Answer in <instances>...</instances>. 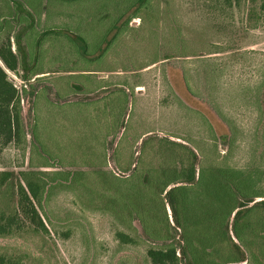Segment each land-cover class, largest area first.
I'll list each match as a JSON object with an SVG mask.
<instances>
[{
    "label": "rangeland",
    "instance_id": "374dc122",
    "mask_svg": "<svg viewBox=\"0 0 264 264\" xmlns=\"http://www.w3.org/2000/svg\"><path fill=\"white\" fill-rule=\"evenodd\" d=\"M262 7L0 0V49L11 45L18 58L8 74L24 126L0 150V173L63 178L35 204L44 227L0 237V257L151 264L149 250L173 245L180 264H264ZM193 168L196 180L181 184ZM178 186L186 196L170 198ZM9 205L3 198L0 211ZM182 214L199 222L188 230L193 253L176 224Z\"/></svg>",
    "mask_w": 264,
    "mask_h": 264
},
{
    "label": "trees",
    "instance_id": "16d2710c",
    "mask_svg": "<svg viewBox=\"0 0 264 264\" xmlns=\"http://www.w3.org/2000/svg\"><path fill=\"white\" fill-rule=\"evenodd\" d=\"M262 8L264 9V0ZM8 72H18V58L13 52L11 45H8L5 49H0V146L2 147L0 150L13 142L18 143L24 135L21 93L18 87L11 81ZM195 158L197 159V156ZM217 174L218 181H224V186L231 184L226 181L227 176L225 173L218 172ZM20 176L21 179H17V182H15V173H0V201L8 197L10 202L9 206H5L9 211H4L3 208L0 211V237H13L18 232L23 231L26 226L35 225L37 227L40 225L44 227L35 204L41 205L44 197L49 195L51 189L60 182H63L61 180L63 179L62 175L59 172L53 173V178L50 182L45 179V174L40 171H26L22 172ZM187 180L186 182H181V184L196 180L195 168L189 171ZM175 182L176 180L173 183ZM169 186L166 185L164 191ZM187 188V186L172 188L168 191L167 195L172 199L177 192L186 196L188 192ZM239 192L242 194L240 188L238 189ZM235 195L234 192H231L233 207L229 210L228 218L236 209ZM170 203L174 207L175 200ZM183 204L184 206L187 205L185 198L183 199ZM214 221V218H209V225H213ZM176 224L183 230V237L187 243V248L190 247L188 250L193 253V248L190 246L192 241L190 242L188 239V230L190 229V225L198 226L199 222H193L189 215L182 214L177 219ZM121 237L126 242H131V238L127 235L121 234ZM148 255L151 259V264H180L177 249L173 245H169L166 249H151L148 251ZM0 264H10V262L0 257Z\"/></svg>",
    "mask_w": 264,
    "mask_h": 264
}]
</instances>
